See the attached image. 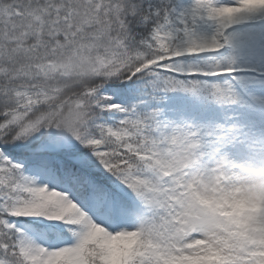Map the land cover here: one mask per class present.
I'll return each mask as SVG.
<instances>
[{
    "label": "snow or ice",
    "instance_id": "6c2138e0",
    "mask_svg": "<svg viewBox=\"0 0 264 264\" xmlns=\"http://www.w3.org/2000/svg\"><path fill=\"white\" fill-rule=\"evenodd\" d=\"M264 0H0V264H264ZM264 83V75L260 76Z\"/></svg>",
    "mask_w": 264,
    "mask_h": 264
},
{
    "label": "rangeland",
    "instance_id": "374dc122",
    "mask_svg": "<svg viewBox=\"0 0 264 264\" xmlns=\"http://www.w3.org/2000/svg\"><path fill=\"white\" fill-rule=\"evenodd\" d=\"M256 20V19H255ZM251 20L241 27L243 31L250 33H260L264 31V22L261 25L252 24ZM251 23V24H250ZM243 71L236 73L241 81L244 82L245 89L248 91L250 97H259L264 99V83L260 82V76L264 75V61L259 55L249 54L245 55L238 61Z\"/></svg>",
    "mask_w": 264,
    "mask_h": 264
}]
</instances>
